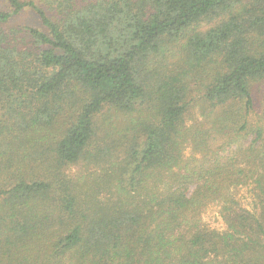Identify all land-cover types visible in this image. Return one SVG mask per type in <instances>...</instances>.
I'll use <instances>...</instances> for the list:
<instances>
[{
  "label": "trees",
  "instance_id": "trees-1",
  "mask_svg": "<svg viewBox=\"0 0 264 264\" xmlns=\"http://www.w3.org/2000/svg\"><path fill=\"white\" fill-rule=\"evenodd\" d=\"M4 1L0 154L13 168L11 135H38L31 141L40 144L69 116L52 144L54 175L0 185V235L13 255L44 253V264H264V125L248 120L254 86L264 83V0H67L58 23L34 0ZM26 8L46 32L6 31ZM208 17L218 22L198 31ZM176 45L181 67L163 72ZM208 67L209 133L180 134L188 79ZM184 141L201 157H184ZM117 154L115 172L99 178L112 180L102 185L110 206L91 214L62 167ZM246 185L251 209L237 197ZM208 204L220 207L223 230L202 224Z\"/></svg>",
  "mask_w": 264,
  "mask_h": 264
},
{
  "label": "rangeland",
  "instance_id": "rangeland-1",
  "mask_svg": "<svg viewBox=\"0 0 264 264\" xmlns=\"http://www.w3.org/2000/svg\"><path fill=\"white\" fill-rule=\"evenodd\" d=\"M66 1L67 0H34L36 5L42 8L46 14L57 23L61 19L62 14H65L63 5ZM92 1L94 0H78L77 2L79 5H86ZM0 11H9L4 0H0ZM217 22L218 19L215 20V18L208 17L199 24L197 30L204 32L214 27ZM30 27L45 32L47 31L41 25L36 13L32 9L26 8L12 17L10 22L6 25V31H22ZM20 42L25 45L27 44L25 40H20ZM27 46L29 47V45ZM179 47L180 45H176L166 51L167 57L165 56V58L161 60L160 65V69L163 72L168 73L181 67L180 61H177L180 57L178 51ZM208 73L209 67L202 76L193 75L188 79L189 93L187 99H185L188 106L183 118V124L180 127V134H186L188 131L192 133L195 131L198 132L203 128L208 129L209 133L208 121L206 119V116L209 119V109L201 101V95L203 93V88L206 86ZM254 89L258 94L257 108L250 114L248 120L251 126L257 124L262 126L264 125V83L260 82L256 84ZM138 115L142 116L141 108L139 109ZM73 118L74 115L72 120ZM68 120L69 116H67V113L58 118L54 123L55 125L43 133L45 134L44 140L40 144L31 141L32 138H36L38 135L36 137H33V135L30 138H26L22 135H11L9 143L11 145L10 150L12 152L14 167L11 168L10 162L6 161L7 158L0 154V185L8 186L20 179L28 180L38 177L51 178L54 175L53 172L55 168L51 153L52 144L60 139L67 128L66 124ZM96 124H101V117L97 116ZM180 150L182 155L186 158L190 156H195L197 158L201 157L199 153L202 150L199 148V145H193L190 141H184ZM207 153L209 155V151ZM121 158L122 155L117 154L108 163H104L101 161L102 159L96 155L90 159L84 157L76 164L62 167L61 171L74 183V192L77 198L81 202H89L94 208L91 214H98L100 209L110 206V202H108V199L103 193L105 188L103 189L102 185L106 184L110 186L112 180L105 179V177L99 180V178L104 176L106 170H108V173L115 172L117 162L120 161ZM21 168L24 169V171L18 173L17 171ZM152 175L153 177L158 176L156 173ZM250 188H252V185H246L237 192L239 204L247 209H251L254 205V195H251ZM195 189V185L189 186V193H193ZM219 208L220 207L216 204H208L201 214L202 224L211 229L223 230L224 224L218 213ZM0 239L2 240L0 241V264H44L47 261V256L44 253H42V255H37L33 250L25 253L22 252V257H17L13 255L9 247L5 245L4 237L0 235ZM16 258H18L17 262H15Z\"/></svg>",
  "mask_w": 264,
  "mask_h": 264
}]
</instances>
